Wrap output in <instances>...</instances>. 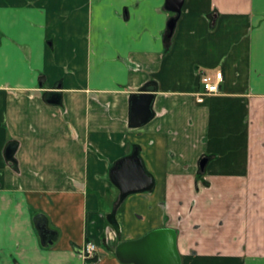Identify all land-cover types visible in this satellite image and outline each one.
<instances>
[{"label": "crops", "instance_id": "1", "mask_svg": "<svg viewBox=\"0 0 264 264\" xmlns=\"http://www.w3.org/2000/svg\"><path fill=\"white\" fill-rule=\"evenodd\" d=\"M164 5L0 0V264H122L119 244L160 228L181 264H264V0ZM135 148L154 186L121 200L110 171Z\"/></svg>", "mask_w": 264, "mask_h": 264}, {"label": "water", "instance_id": "2", "mask_svg": "<svg viewBox=\"0 0 264 264\" xmlns=\"http://www.w3.org/2000/svg\"><path fill=\"white\" fill-rule=\"evenodd\" d=\"M183 3L184 0H165L164 7L166 11L178 17ZM176 19L172 18L167 24L168 36L174 30ZM154 92V87H147L142 93L131 96V127H141L151 119ZM8 154L9 157L12 155L10 151ZM205 164V160L200 163L201 170ZM110 181L119 191L121 200L130 195L150 192L154 186L152 178L144 169L137 148L114 164L110 171ZM37 229L42 241L51 244L49 238L52 233L47 231L44 225H37ZM116 256L122 264H181L177 250V234L172 228L155 229L138 239L119 244Z\"/></svg>", "mask_w": 264, "mask_h": 264}, {"label": "built area", "instance_id": "3", "mask_svg": "<svg viewBox=\"0 0 264 264\" xmlns=\"http://www.w3.org/2000/svg\"><path fill=\"white\" fill-rule=\"evenodd\" d=\"M222 82V72L215 71L214 74H204L201 77L202 92L196 95V101L201 103L205 96L215 95L219 92V85ZM97 253V246L92 242L84 244L80 250V255L86 261L95 258Z\"/></svg>", "mask_w": 264, "mask_h": 264}, {"label": "trees", "instance_id": "4", "mask_svg": "<svg viewBox=\"0 0 264 264\" xmlns=\"http://www.w3.org/2000/svg\"><path fill=\"white\" fill-rule=\"evenodd\" d=\"M94 259V258H93ZM93 259H91V260H93Z\"/></svg>", "mask_w": 264, "mask_h": 264}, {"label": "flooded vegetation", "instance_id": "5", "mask_svg": "<svg viewBox=\"0 0 264 264\" xmlns=\"http://www.w3.org/2000/svg\"><path fill=\"white\" fill-rule=\"evenodd\" d=\"M204 161V160H203ZM205 167V166H204Z\"/></svg>", "mask_w": 264, "mask_h": 264}]
</instances>
